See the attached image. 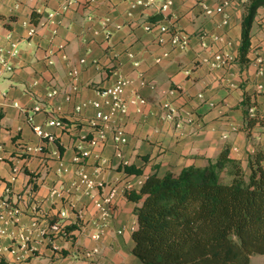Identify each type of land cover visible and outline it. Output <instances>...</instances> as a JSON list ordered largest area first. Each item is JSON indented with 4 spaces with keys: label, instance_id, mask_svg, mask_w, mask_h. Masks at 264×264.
I'll return each mask as SVG.
<instances>
[{
    "label": "crops",
    "instance_id": "1",
    "mask_svg": "<svg viewBox=\"0 0 264 264\" xmlns=\"http://www.w3.org/2000/svg\"><path fill=\"white\" fill-rule=\"evenodd\" d=\"M68 1V9L56 16V24L48 25V15ZM249 2L240 0L224 14L208 16L203 5L215 7L218 0H173L165 14L156 8L133 7V0H0V56L9 54L12 43L18 51L10 60L12 73L0 65V205L7 201L19 210L17 222L0 224L4 230L0 246L16 251L5 252L0 264H142L132 253V234L138 222L136 203L125 195L128 187L139 190L151 174L203 166L226 145L231 146V156L244 164L264 146V125L248 134L240 108L247 93L256 102V114L264 116V91H258L259 85L264 86V8L258 10L252 27L250 64L242 70L237 62ZM34 12L40 15L38 23L31 22ZM105 18L111 19L108 26ZM154 18L186 32L191 38L189 47L174 48L170 34L163 36L166 43L160 45L159 32L144 29ZM32 27L37 31L29 36ZM202 42L208 47L202 48ZM165 52L169 57L164 59ZM216 52L229 54L233 60L213 67ZM82 58L87 65L81 67L76 81L79 91L67 101L65 94L72 85L69 70L80 67ZM158 58L163 59L157 62ZM119 75L132 81L124 96L128 101L123 119L128 143L118 157L115 143L109 139L83 162L99 185L94 196L107 195L113 186L121 189L110 225L103 239L95 242L84 227L97 217L92 198L82 191L70 190L60 197L52 196L51 191L59 185L70 186L76 178L78 149L90 148L88 140L95 134L92 103L104 102L101 93ZM53 88L62 94L48 100L47 93ZM137 97L145 104L134 103ZM167 101L177 109L176 120L165 118ZM39 102L45 108L62 109L66 128L45 126L54 141L39 138L27 120ZM82 103L87 106L77 113L75 108ZM47 117L46 112L37 113L34 121L44 125ZM98 153L107 160L104 166L95 157ZM132 165L141 168L142 174L127 177L123 167ZM62 167L68 171L61 172ZM64 211L69 238L42 235L39 229L61 219ZM35 221L39 229L32 227ZM23 236L30 238L27 243ZM93 247L100 249L97 260L89 262L78 255Z\"/></svg>",
    "mask_w": 264,
    "mask_h": 264
},
{
    "label": "trees",
    "instance_id": "2",
    "mask_svg": "<svg viewBox=\"0 0 264 264\" xmlns=\"http://www.w3.org/2000/svg\"><path fill=\"white\" fill-rule=\"evenodd\" d=\"M260 8L264 0H250L242 19L237 57L242 70L250 64L251 31ZM39 20L34 12L31 22ZM252 105L253 96L245 93L240 108L248 134L264 125V116H250ZM123 170L128 176L143 172L133 165ZM125 195L136 203L132 253L142 264H251L254 255H264V146L244 164L226 145L203 166L151 174L139 190Z\"/></svg>",
    "mask_w": 264,
    "mask_h": 264
},
{
    "label": "built area",
    "instance_id": "3",
    "mask_svg": "<svg viewBox=\"0 0 264 264\" xmlns=\"http://www.w3.org/2000/svg\"><path fill=\"white\" fill-rule=\"evenodd\" d=\"M93 2L94 0H90ZM240 0H218V3L215 7H210L208 5H203V9L206 15L213 16L215 14H224L227 8H230L233 4L238 3ZM70 2H66L63 4L60 9L48 15V25L54 26L56 24L55 18L58 14L63 13L69 7ZM142 7L144 9L156 8L159 13L165 14L170 12L173 6V0H133V7ZM111 22L110 18L104 19V25L108 26ZM224 25L228 24V19H225L223 22ZM145 31L151 32L157 30L159 32L158 43L160 45H165L166 41L164 39L165 34H170V44L177 49L185 50L189 47L191 38L190 36L177 28H171V26L163 23L162 21L158 22H148L144 26ZM36 28L32 27L29 29V36H34L36 34ZM10 39L11 36L9 37ZM214 40H218L216 36L213 37ZM202 48H207V43H201ZM18 54L17 47L15 43H12V49L9 54H2L0 56V65L4 67L5 71L8 73H12L14 71V67L10 62L11 58ZM52 52H50V55ZM131 59L134 58L133 54H129ZM169 52H165L163 58H168ZM163 58H158L157 62H161ZM214 61L211 63L213 67L224 66L228 62L232 61L233 58L229 54H225L223 52H216L213 56ZM49 64H53L51 58L48 59ZM87 65V60L82 58L80 60V67H74L69 70V75L72 78L71 92L65 94V99L70 101L73 97V93H77L79 91V87L77 85V80L80 76L81 67ZM135 67L139 66L138 62H135ZM186 74H189L186 71ZM132 81L124 76L119 75L113 85L104 90L101 93V96L104 98V102H93L92 105L96 109L95 117L92 121V126L95 129V134L91 139L88 140V145L90 148L86 149L82 146L78 149V154L75 158V163L78 165V170L76 173V178L71 182L70 186L59 185L52 189V196H62L65 192H70V190L82 191L84 194L92 198V204L97 211L96 220L90 222L89 224H84V227L88 229L89 237L95 242H100L104 237V230L109 227L110 222L113 218L114 214V205L116 200L118 199L121 189L118 186H113L110 192L102 197L97 198L94 196V191L99 186L95 179H93L88 172L85 170L83 166V162L93 155V149L97 147H103L107 144L109 139H112L115 143L116 147V155L118 157H122L123 147L128 143L127 132L125 130V126L123 124V119L127 116L128 113V101L125 99V93ZM141 84L146 85V80L141 78ZM154 87V86H152ZM258 90L260 92L264 91V86L259 85ZM62 92L58 89H51L47 93V99L52 100L57 96H60ZM134 103L145 104V100L142 98H136ZM18 106V104H15ZM87 106V103H82L76 106L75 110L77 113H81L82 110ZM166 114L165 118L167 120H176L177 117V109L172 105L170 101H167L163 105ZM46 112L48 117L44 125L36 124L34 121V116L37 113ZM250 116L256 115V108L254 105L250 107L249 110ZM62 109L61 107L51 108L44 107L42 103H37L32 111V114L28 116L27 120L32 124L33 130L35 134L46 141H54L55 136L45 130V126L57 127L61 129L66 128V124L62 119ZM178 127H181V122L177 123ZM92 149V150H91ZM37 151H40L41 148H37ZM27 151H32L31 147H27ZM95 157L98 159L101 166L107 164V160L100 156V154H95ZM63 166V165H62ZM101 168V167H100ZM60 171L67 172L68 169L62 167ZM127 177H129L127 175ZM132 188L128 187L125 191L131 190ZM19 216L18 208L12 206L7 201H3L0 205V224L4 225L11 222H17ZM61 219L52 222L51 224H47L39 229V224L37 221L32 223L33 228H38L42 235H48L51 237H60L64 239H68L70 234L67 231V226L63 221V218L67 216L66 211L61 213ZM82 217V215L80 216ZM122 230H119L118 233H122ZM4 234L3 228H0V236ZM24 243L30 239L26 236H23ZM59 250L58 247L56 248ZM16 251L14 249H8L6 247L0 246V258L1 256L7 252ZM78 255L82 257L83 260L93 262L97 260L100 255L99 247L87 248L78 252ZM58 264V263H55Z\"/></svg>",
    "mask_w": 264,
    "mask_h": 264
},
{
    "label": "rangeland",
    "instance_id": "4",
    "mask_svg": "<svg viewBox=\"0 0 264 264\" xmlns=\"http://www.w3.org/2000/svg\"><path fill=\"white\" fill-rule=\"evenodd\" d=\"M181 126H182V124H181ZM251 264H264V255H254L251 258Z\"/></svg>",
    "mask_w": 264,
    "mask_h": 264
}]
</instances>
